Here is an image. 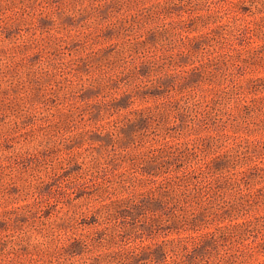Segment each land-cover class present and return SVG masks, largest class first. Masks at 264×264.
Wrapping results in <instances>:
<instances>
[{"label":"rangeland","instance_id":"rangeland-1","mask_svg":"<svg viewBox=\"0 0 264 264\" xmlns=\"http://www.w3.org/2000/svg\"><path fill=\"white\" fill-rule=\"evenodd\" d=\"M0 264H264V0H0Z\"/></svg>","mask_w":264,"mask_h":264}]
</instances>
